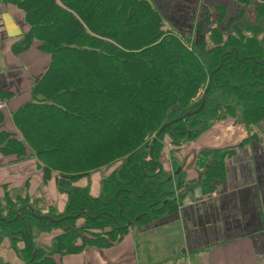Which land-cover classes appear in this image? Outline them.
Here are the masks:
<instances>
[{
    "label": "trees",
    "instance_id": "1",
    "mask_svg": "<svg viewBox=\"0 0 264 264\" xmlns=\"http://www.w3.org/2000/svg\"><path fill=\"white\" fill-rule=\"evenodd\" d=\"M2 1L22 10L29 26L14 54L35 48L48 65L28 101L12 111L15 131L5 130L0 114V161L34 159L43 183L55 182L67 199L62 210L49 206L44 215L32 208L35 217L28 194L3 186L0 242L9 240L16 252L23 243L24 264L110 249L135 228L175 215L196 190L211 194L235 149L195 152L197 176L190 181L186 159L176 156L225 119L240 117L237 128L248 131L243 143L264 142L258 136L264 139V0H235L242 6L231 14L228 5L214 4L195 34L165 29L166 17L152 0ZM202 89L205 107L179 120L199 108ZM164 133L173 149L171 172L161 160ZM100 170L107 174L95 196L92 180ZM50 234L47 250L36 247L35 235Z\"/></svg>",
    "mask_w": 264,
    "mask_h": 264
},
{
    "label": "crops",
    "instance_id": "2",
    "mask_svg": "<svg viewBox=\"0 0 264 264\" xmlns=\"http://www.w3.org/2000/svg\"><path fill=\"white\" fill-rule=\"evenodd\" d=\"M152 1L166 17L165 29L193 34L198 21L212 14L214 4L228 5L230 14L242 6L235 0ZM251 8L250 13L247 10L250 23L255 21ZM28 31L24 12L0 0V113L4 125L11 131H15L12 111L28 101L31 89L48 65V57L37 51L25 58L14 54V45ZM222 132L212 140L207 134L202 135L180 154L182 162L186 159L185 164L182 163L183 169L191 180L197 176L192 167L193 158L187 161L191 154L194 156L195 152L205 148L235 149L233 156L225 161V179L216 183L211 194L205 196L196 190L192 199L180 206L175 215L135 228L112 248L88 249L78 255H56L55 263L264 264V144L243 143L246 136L239 130L235 134ZM219 140L226 143L220 144ZM41 175L34 159L17 164L0 161V188L21 189L27 185L34 196L36 188L42 187ZM94 184L95 180H92V186ZM92 190L97 192V187ZM43 192L48 201L63 209V202L57 204L53 198L55 195L61 198L54 182L44 186ZM1 195L3 191H0ZM53 237L52 234L46 238L39 235L38 242L48 247ZM15 256L12 253V257ZM20 262L11 259L12 264H23Z\"/></svg>",
    "mask_w": 264,
    "mask_h": 264
},
{
    "label": "rangeland",
    "instance_id": "3",
    "mask_svg": "<svg viewBox=\"0 0 264 264\" xmlns=\"http://www.w3.org/2000/svg\"><path fill=\"white\" fill-rule=\"evenodd\" d=\"M263 28H264V26H263ZM207 46L209 47V48H213V44L210 42V40L207 42ZM35 51H36V49L35 48H31V50L29 49L28 51H26V52H22L21 53V56L23 57V58H25V57H27V56H29L30 54H32V53H35ZM203 89L200 91V96H199V98H198V100H201L202 98H204V93H203ZM206 94H207V92H205ZM203 101V100H202ZM207 102V101H206ZM201 106V105H200ZM199 106V107H200ZM200 113V112H199ZM1 114V113H0ZM197 115V114H196ZM193 116H195V115H193ZM190 117H192V116H190ZM237 118L238 117H236L235 119H231V118H227V119H225V121H223V122H221L220 124H218V125H216V126H214V127H212V128H209V129H207L206 131H204L205 133L204 134H207L208 135V137H209V140H212V138H215L214 136H220V134H223V132L222 131H229V134H232V133H234L235 134V132H237V130H239V132H241L244 136H247V133H248V131L247 130H245V129H243V128H241V126H239L238 128L235 126V127H233V124L236 122V120H237ZM168 124V123H167ZM162 125V124H161ZM172 125V124H171ZM163 127V126H162ZM161 127V128H162ZM4 128H5V130H8L9 128L6 126V125H4ZM161 128H160V130H161ZM198 129H200V128H198ZM159 130V131H160ZM8 131H11V130H8ZM14 131V130H13ZM159 131L156 133V134H152L153 136H151V138H152V140H153V138L155 139L156 138V136L159 134ZM253 132H256V131H254L253 130ZM203 134V135H204ZM250 134V133H249ZM167 134H163L160 138H163V140H162V142H163V145H164V152H165V156L163 157V158H161V160L163 161V162H167L168 164H169V167H166V164H163L164 165V168L166 169V171H172V159H171V156H172V151H173V149L171 148V139H170V137L169 136H166ZM160 136V135H159ZM159 136L157 137V139L159 138ZM259 136V138L261 139V140H264L263 138H262V136L261 135H258ZM149 139V138H148ZM156 139V140H157ZM260 141V140H259ZM218 143H220V144H223L224 142L226 143V141H221L220 142V140L219 141H217ZM263 144H264V142H263ZM174 147V146H173ZM187 147V145L185 146H183V148L182 149H180V152L177 154V156H176V158H178V159H180V160H182L183 158H181L180 157V154L185 150V148ZM190 147V144H188V148ZM192 158H194V156L191 154L188 158H187V161L188 160H190V159H192ZM181 162V161H180ZM189 163H190V161H189ZM183 165V164H182ZM195 169V168H194ZM101 171V170H100ZM99 171V173H97L94 177H95V184H94V186H96L97 187V192L98 193H95L94 192V190H92V194L93 195H95V196H98L99 195V193H100V189H99V187H100V179L102 178V176H104V175H106L107 173H104L103 171H101L100 172ZM185 172V171H184ZM40 173L42 174V172L40 171ZM186 174V173H185ZM53 179V178H52ZM51 179V180H52ZM186 179L187 180H189L190 181V179H188V177H187V175H186ZM41 183H40V185L42 184V187H37L36 188V191L34 192V196H31V188H30V186H24L23 188L21 187V189H14V191L16 192V193H18L17 195H20V196H22V198L24 197V194H28V196H30L31 197V203H33V207H30V208H36L37 210H41L42 212H43V215L46 213V210H49L47 207H49V205L50 206H53V208H55V209H59V207H57V205L56 204H52V203H54V202H50V201H48L47 199H49V198H47L46 199V197L44 196V192H43V188H44V186H47L49 183H50V181L48 182V183H43V177H42V175H41ZM51 182H53V181H51ZM55 183V182H54ZM84 183H85V180H82V181H80V182H78L75 186H83L84 185ZM55 187L57 188V185H56V183H55ZM1 190V192L3 191V188L1 187L0 188ZM39 189V190H38ZM46 189V188H45ZM42 191V192H41ZM3 194H4V191H3ZM11 196H13V195H11ZM42 196V197H41ZM59 196L61 197V198H64L63 199V201H61V198L60 199H58L57 197H58V195L56 196H54L53 198L55 199V200H57L58 202H56L57 204H59V202H63V204H64V206H65V203H66V201H67V199H66V197H62V195L61 194H59ZM38 197V198H37ZM2 199H3V195H1V198H0V202L2 201ZM48 202H49V204H48ZM60 208H61V206H60ZM85 221H80L79 222V224H78V226H80V227H84L85 225ZM35 232V231H34ZM58 232H60V230L58 231H55V233H58ZM87 233H88V231H86ZM89 234V233H88ZM36 237L38 236L39 237V235H35ZM53 236H54V234H53ZM38 237L36 238V240H35V245H36V247H41V248H44V249H46L47 250V246L46 245H43V246H41L40 244H39V242H38ZM3 242H0L1 243V245H0V264H12L11 263V259H19L20 261H21V259L20 258H18V256H19V252H18V250L20 249V251H21V248L23 249V247H24V244L22 243H18V245H17V252L16 251H13V249L10 247L11 245H10V241L9 240H6V239H3L2 240ZM40 242H43L42 240H40ZM46 242V241H45ZM12 253L14 254V255H16L15 256V258H13L12 257ZM20 253H22V252H20ZM18 254V255H17ZM22 258V257H21ZM22 262V261H21ZM20 262V263H21ZM23 263V262H22ZM24 264V263H23Z\"/></svg>",
    "mask_w": 264,
    "mask_h": 264
},
{
    "label": "water",
    "instance_id": "4",
    "mask_svg": "<svg viewBox=\"0 0 264 264\" xmlns=\"http://www.w3.org/2000/svg\"><path fill=\"white\" fill-rule=\"evenodd\" d=\"M206 101H207V94L205 93V94H204L203 101H202V103H201V106H200L196 111L185 114V115H184L182 118H180L179 120H184V119L187 118V117H190V116L196 115V114H198L199 112H201L202 109H203V108L205 107V105H206ZM239 120H240V117L237 118L236 122L233 124V127H235V126L239 123ZM171 124H172V123L165 124V125L161 128V130L159 131V134H158V135L156 136V138L152 141L151 146H153V145L155 144L157 137H158V136L164 131V129H166V128L169 129V128L171 127ZM179 171H180V170H178L177 173H179ZM78 177H79V176H73V177L70 178V179H76V178H78ZM192 197H193V196L191 195V196H190V199H192ZM30 209H31V211H32V214L35 216V213H34V211L32 210V208H30ZM37 218L40 219V220L43 219V218L49 219L47 216H40V217H37ZM140 218H141V216H139V217L136 219V221H138ZM128 225L130 226L131 223H128ZM36 253H37V251L34 252V254H33V259L35 258Z\"/></svg>",
    "mask_w": 264,
    "mask_h": 264
},
{
    "label": "flooded vegetation",
    "instance_id": "5",
    "mask_svg": "<svg viewBox=\"0 0 264 264\" xmlns=\"http://www.w3.org/2000/svg\"><path fill=\"white\" fill-rule=\"evenodd\" d=\"M36 217V216H35ZM49 218V217H48ZM67 219V217H64V218H62L61 219V221H65ZM50 220V219H49ZM52 222H54V223H57V221H52Z\"/></svg>",
    "mask_w": 264,
    "mask_h": 264
}]
</instances>
